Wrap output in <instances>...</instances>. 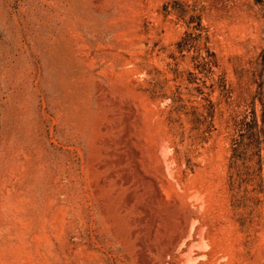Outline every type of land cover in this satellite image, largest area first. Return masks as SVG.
<instances>
[{
    "label": "rangeland",
    "instance_id": "1",
    "mask_svg": "<svg viewBox=\"0 0 264 264\" xmlns=\"http://www.w3.org/2000/svg\"><path fill=\"white\" fill-rule=\"evenodd\" d=\"M0 264H264V0H0Z\"/></svg>",
    "mask_w": 264,
    "mask_h": 264
},
{
    "label": "bare ground",
    "instance_id": "2",
    "mask_svg": "<svg viewBox=\"0 0 264 264\" xmlns=\"http://www.w3.org/2000/svg\"><path fill=\"white\" fill-rule=\"evenodd\" d=\"M167 170V169H166ZM165 174H166V172H165Z\"/></svg>",
    "mask_w": 264,
    "mask_h": 264
}]
</instances>
